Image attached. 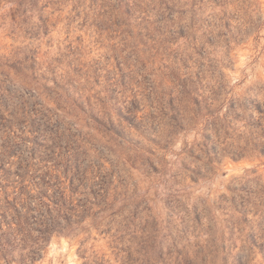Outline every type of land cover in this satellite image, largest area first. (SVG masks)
I'll list each match as a JSON object with an SVG mask.
<instances>
[{
	"label": "rangeland",
	"instance_id": "rangeland-1",
	"mask_svg": "<svg viewBox=\"0 0 264 264\" xmlns=\"http://www.w3.org/2000/svg\"><path fill=\"white\" fill-rule=\"evenodd\" d=\"M263 111L264 0H0V199L61 224L35 264H264Z\"/></svg>",
	"mask_w": 264,
	"mask_h": 264
},
{
	"label": "trees",
	"instance_id": "trees-1",
	"mask_svg": "<svg viewBox=\"0 0 264 264\" xmlns=\"http://www.w3.org/2000/svg\"><path fill=\"white\" fill-rule=\"evenodd\" d=\"M261 113L264 115V111ZM24 197L29 198L30 193L5 191L0 199V264H35L49 236L61 229L56 220L47 223L39 219L35 207L28 205Z\"/></svg>",
	"mask_w": 264,
	"mask_h": 264
}]
</instances>
